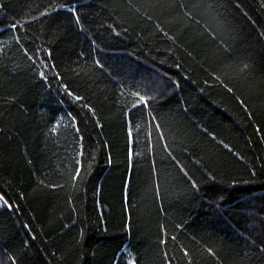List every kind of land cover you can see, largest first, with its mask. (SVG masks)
<instances>
[{
  "label": "trees",
  "instance_id": "trees-1",
  "mask_svg": "<svg viewBox=\"0 0 264 264\" xmlns=\"http://www.w3.org/2000/svg\"><path fill=\"white\" fill-rule=\"evenodd\" d=\"M0 264H264V0H0Z\"/></svg>",
  "mask_w": 264,
  "mask_h": 264
},
{
  "label": "snow or ice",
  "instance_id": "snow-or-ice-1",
  "mask_svg": "<svg viewBox=\"0 0 264 264\" xmlns=\"http://www.w3.org/2000/svg\"><path fill=\"white\" fill-rule=\"evenodd\" d=\"M14 26H15V25H14ZM41 75H43V73H41ZM137 95H139V93H137ZM77 99H80V98L77 97ZM139 101H140V102H143V103H145V104L147 103V100H146V98H145L144 96H140V97H139ZM7 206H8L9 208L12 207L11 205H7Z\"/></svg>",
  "mask_w": 264,
  "mask_h": 264
}]
</instances>
